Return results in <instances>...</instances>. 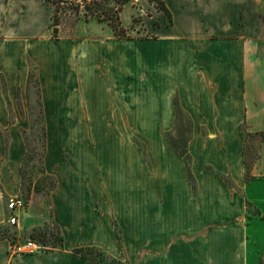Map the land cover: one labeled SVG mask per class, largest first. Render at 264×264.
<instances>
[{
  "label": "crops",
  "instance_id": "crops-1",
  "mask_svg": "<svg viewBox=\"0 0 264 264\" xmlns=\"http://www.w3.org/2000/svg\"><path fill=\"white\" fill-rule=\"evenodd\" d=\"M162 1L172 20L159 12L160 24L148 29L147 101L153 105L148 112L158 116L147 126L176 127V104L187 114L194 129L188 152L196 194L185 163L177 177L169 169L159 179L148 172L143 189L136 160L122 161L115 153L87 155L84 147L74 148L64 160L50 142L46 170L57 178L50 205L32 196L12 226L19 240L53 222L62 245L25 249L26 244L13 247L9 239H0V264H103L77 254L82 248H98L128 264H248L232 240L238 234L218 225L246 217V198L253 196L245 180L243 129L264 135V0ZM53 15V6L44 0H0V130L10 129L8 146L0 133V225L7 220V199L22 190L26 145L19 128L30 126L32 66L46 128L129 126L112 106L115 89L103 76L102 41L74 45L58 39ZM118 57L113 56L114 66ZM137 64L138 55L132 73ZM201 129L207 130L205 136ZM224 176L232 178L233 187ZM36 200L41 221L29 226ZM202 224L210 225V237H199L202 227L196 225ZM188 225L196 226L189 241L183 232Z\"/></svg>",
  "mask_w": 264,
  "mask_h": 264
},
{
  "label": "rangeland",
  "instance_id": "rangeland-1",
  "mask_svg": "<svg viewBox=\"0 0 264 264\" xmlns=\"http://www.w3.org/2000/svg\"><path fill=\"white\" fill-rule=\"evenodd\" d=\"M57 3L56 19L58 21V39L66 42L71 41L74 45L78 42L88 40L94 44L95 41L101 45V53L105 56L104 78L111 82L113 95V107L118 112L119 121L129 126L122 127H73V128H46L44 115L42 112V100L40 83L34 66H32V76L28 84L27 119L30 126L19 128V134L26 145V154L21 167L22 190L20 198H23L28 206L32 196L38 195L41 203L50 205V194L57 187V178L48 174L46 170V156L50 142H53L55 153L65 159L73 155L74 148L84 147L87 155L94 153L103 154L108 157L111 154L119 155L123 159H130L138 163V183L145 189L147 183V173H154L156 179L165 174V170H171L173 177H177L178 171L184 167L183 160L172 147L174 141L180 148L188 146L194 136V129L187 114L178 116L176 127H151L148 124L154 123L158 114L148 112L153 105L148 100V74L149 65L147 60L148 44L146 39L151 37L152 31L149 27L156 28L160 24L158 20L159 11L150 0H74L73 2ZM90 10V13L87 10ZM98 14L106 22L99 21L98 18L91 17ZM87 15V16H86ZM106 15V16H105ZM105 16V17H104ZM111 24L118 25L126 29L129 40L119 42L115 38ZM106 53V55H105ZM138 55V69L132 73V62ZM113 56H119L114 66ZM72 66V65H71ZM135 64L133 63V67ZM71 71V70H70ZM116 78V79H114ZM134 81L135 86L131 84ZM69 81V79H68ZM65 82V80L63 81ZM137 94V95H136ZM131 101L137 102L132 103ZM23 104H19L22 108ZM109 106V105H108ZM137 108L138 112H125V109ZM122 110V112H121ZM202 135L207 134L206 129H201ZM1 136L6 139L7 146L10 140V129H1ZM245 137V152L247 155V167L245 180L251 186V199H247L246 217H237L231 224H220L223 230H232L238 234L232 239L237 247H241L248 260V264H264V135L250 134L247 129H243ZM191 158V168L193 166ZM212 171V168L208 166ZM130 172L125 169L123 172ZM119 173V171H118ZM170 173V172H169ZM192 173V171H191ZM86 174V172H85ZM193 176V175H192ZM123 177V176H122ZM130 177V173H129ZM247 177V179H246ZM125 178V177H123ZM224 182L234 186V181L229 176L223 177ZM118 181L121 179L117 178ZM194 179V177H193ZM261 180V181H259ZM130 181V180H127ZM194 190L198 189L197 180L189 181ZM142 193H146L143 191ZM245 196V194H244ZM30 197V198H29ZM10 197L6 201V211ZM29 198V199H28ZM34 202L33 220L28 221V225L41 221L40 204ZM262 205V206H261ZM243 209H245L243 207ZM207 209H203L206 211ZM236 210L238 211L237 207ZM7 220L0 225V239H9L13 247L18 245L23 248L29 242L35 243L41 250L59 248L62 245V236L58 227L53 222H46L27 237L16 235V228ZM201 238L210 237V225L202 224ZM196 226H187L184 238L187 241L195 235ZM222 231V230H220ZM242 238H238L239 234ZM223 241V240H221ZM224 242V241H223ZM219 248H223L220 246ZM35 249V248H32ZM25 249H22L24 251ZM28 251V250H27ZM96 252L93 253L96 256ZM107 264H114L106 255ZM128 264L129 262H120Z\"/></svg>",
  "mask_w": 264,
  "mask_h": 264
},
{
  "label": "trees",
  "instance_id": "trees-1",
  "mask_svg": "<svg viewBox=\"0 0 264 264\" xmlns=\"http://www.w3.org/2000/svg\"><path fill=\"white\" fill-rule=\"evenodd\" d=\"M46 1L47 3L51 4L54 8V15H53V26L56 27L58 26V21L57 19L55 18L56 17V12L58 11L57 10V3L58 2H63L62 0H44ZM68 2V1H66ZM150 2L154 5V7L159 11V12H163L170 20H172V17H171V14L165 4L164 1L162 0H150ZM88 13H90V10L88 9L87 10ZM87 16V15H86ZM106 16V15H105ZM104 16V17H105ZM91 17H95V18H98L99 21H105V19H101V16L98 15V14H92ZM110 27L112 28L113 30V33H114V36L118 39H121V40H129L130 37L127 36V31L126 29H124L121 25V23H119L118 25L116 24H111L110 23ZM31 76H32V73H30V78L31 79ZM176 107H177V116H180L181 114H183L184 112L179 108V106L176 104ZM185 114V113H184ZM45 127V126H44ZM172 143V147L174 148V150L178 153V155L183 159L184 163H185V167H186V170H187V173H188V176L189 178L194 181L193 179V176H192V173H191V156L187 150V146L184 145L183 148H180L174 141L171 142ZM246 145V144H245ZM246 149V147H245ZM244 154H245V166H247V155H246V152L244 151ZM247 168V167H246ZM247 179V177H246ZM30 198V197H29ZM28 198V199H29ZM96 252V256L93 255V253ZM76 253L77 254H80L86 258H90V259H93V260H98L100 261L101 263L103 264H107L106 263V253L98 248H82V249H77L76 250ZM114 264H121L120 262L118 261H115V260H112Z\"/></svg>",
  "mask_w": 264,
  "mask_h": 264
},
{
  "label": "built area",
  "instance_id": "built-area-1",
  "mask_svg": "<svg viewBox=\"0 0 264 264\" xmlns=\"http://www.w3.org/2000/svg\"><path fill=\"white\" fill-rule=\"evenodd\" d=\"M27 203L23 198L15 197L9 200L8 202V211L11 213L9 223L11 225H17L18 223V217L17 212H20L24 209H26ZM40 249L36 244H33L32 242L25 245V249Z\"/></svg>",
  "mask_w": 264,
  "mask_h": 264
},
{
  "label": "water",
  "instance_id": "water-1",
  "mask_svg": "<svg viewBox=\"0 0 264 264\" xmlns=\"http://www.w3.org/2000/svg\"><path fill=\"white\" fill-rule=\"evenodd\" d=\"M53 33H54V35H58V33H59L58 29L55 28L54 31H53Z\"/></svg>",
  "mask_w": 264,
  "mask_h": 264
}]
</instances>
